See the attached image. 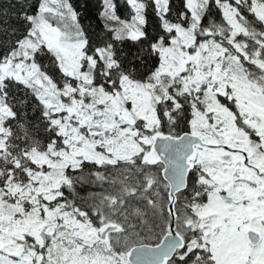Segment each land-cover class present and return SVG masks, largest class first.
Listing matches in <instances>:
<instances>
[{
	"label": "snow or ice",
	"instance_id": "1",
	"mask_svg": "<svg viewBox=\"0 0 264 264\" xmlns=\"http://www.w3.org/2000/svg\"><path fill=\"white\" fill-rule=\"evenodd\" d=\"M0 264H264V0H0Z\"/></svg>",
	"mask_w": 264,
	"mask_h": 264
}]
</instances>
